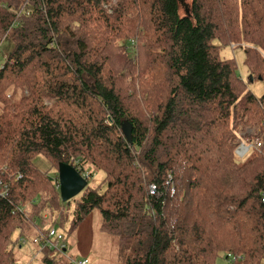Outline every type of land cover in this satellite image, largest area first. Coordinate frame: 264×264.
<instances>
[{
  "label": "trees",
  "instance_id": "trees-1",
  "mask_svg": "<svg viewBox=\"0 0 264 264\" xmlns=\"http://www.w3.org/2000/svg\"><path fill=\"white\" fill-rule=\"evenodd\" d=\"M5 39L0 264L73 201L74 226L98 210L125 264H264V94L220 56L241 47L264 81V0H192L185 16L179 0H0ZM243 141L257 147L242 162ZM60 163L103 171L105 190L63 202Z\"/></svg>",
  "mask_w": 264,
  "mask_h": 264
},
{
  "label": "rangeland",
  "instance_id": "rangeland-1",
  "mask_svg": "<svg viewBox=\"0 0 264 264\" xmlns=\"http://www.w3.org/2000/svg\"><path fill=\"white\" fill-rule=\"evenodd\" d=\"M179 1L180 14L185 16L192 0ZM14 46L15 44L11 39H5L0 42V66L6 60L7 55L14 49ZM233 46H222L220 49L221 58L234 59L237 64V71L243 81L257 96L263 95L264 81L254 79L248 71L244 49L241 47L233 49ZM239 159L243 162L246 157ZM36 165L42 171L51 175L57 173V170L51 167L45 157H39L36 160ZM85 171L89 172L88 170ZM104 178V172L97 171L88 181V185L98 186L99 191L103 192L106 188V185L103 184ZM76 205V202L73 201L68 205L61 206L58 210H53L52 220H48L44 226L48 230L54 225L58 232L62 233L67 240L68 248L65 253L53 251L52 256L55 258V263L70 264L72 260L78 263L80 260L88 259V264H125L124 260L129 250L120 244L116 235L101 231L102 216L98 210H94L82 222L74 226L73 219ZM28 208L26 207L27 210ZM61 215L64 216L63 224ZM58 216L60 218L56 221ZM16 237L18 240L15 247L16 264H46L44 262V250L38 243L34 242V239L39 237V232L36 228L27 236L17 235ZM232 262L233 258H226L224 253H221L216 260V264H232Z\"/></svg>",
  "mask_w": 264,
  "mask_h": 264
},
{
  "label": "built area",
  "instance_id": "built-area-1",
  "mask_svg": "<svg viewBox=\"0 0 264 264\" xmlns=\"http://www.w3.org/2000/svg\"><path fill=\"white\" fill-rule=\"evenodd\" d=\"M257 144V143H256ZM258 146H261L260 143L257 144ZM255 147H257L255 145V143H248L246 141H243L239 144L237 150H236V155L239 158H244L247 157L249 155V153L251 152L252 149H254ZM81 174L89 181L91 178L90 172H86V171H81L80 169H78ZM5 173V170L0 168V199L1 198H6L8 196V192H9V186L7 184V182L5 181L3 174ZM20 175L17 176L16 178L19 179ZM59 183V182H58ZM157 188L154 184L150 185L149 188V192L151 194H154L156 192ZM24 209L20 208V211L22 212ZM60 218V216H58L56 218V221ZM48 232L45 234L40 235L38 238L34 239L35 243H38L39 246L45 250V249H50V250H54L58 253H65L68 246H67V241H66V237L58 232V230L55 228V226H52L50 229L47 230ZM73 264H88L89 260L88 259H83L77 262H75L74 260H72Z\"/></svg>",
  "mask_w": 264,
  "mask_h": 264
},
{
  "label": "water",
  "instance_id": "water-1",
  "mask_svg": "<svg viewBox=\"0 0 264 264\" xmlns=\"http://www.w3.org/2000/svg\"><path fill=\"white\" fill-rule=\"evenodd\" d=\"M132 129V124L129 122H124L122 124L124 136L130 142L132 140ZM58 182L61 200L63 202L75 198L88 186V180L81 172L72 164L67 163L59 164Z\"/></svg>",
  "mask_w": 264,
  "mask_h": 264
}]
</instances>
